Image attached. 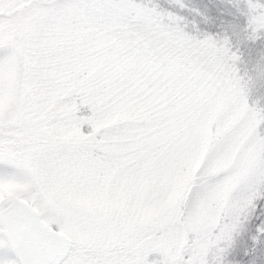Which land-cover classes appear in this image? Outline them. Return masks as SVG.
<instances>
[{
    "label": "snow or ice",
    "instance_id": "1",
    "mask_svg": "<svg viewBox=\"0 0 264 264\" xmlns=\"http://www.w3.org/2000/svg\"><path fill=\"white\" fill-rule=\"evenodd\" d=\"M0 264H264V0H0Z\"/></svg>",
    "mask_w": 264,
    "mask_h": 264
}]
</instances>
